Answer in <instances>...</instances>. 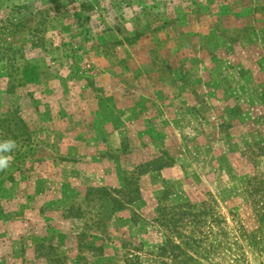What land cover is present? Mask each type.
Returning <instances> with one entry per match:
<instances>
[{
	"label": "rangeland",
	"instance_id": "obj_1",
	"mask_svg": "<svg viewBox=\"0 0 264 264\" xmlns=\"http://www.w3.org/2000/svg\"><path fill=\"white\" fill-rule=\"evenodd\" d=\"M147 79L162 103L141 136V105L118 101ZM97 107L109 117L92 122ZM138 134L157 154L144 163ZM0 138L18 145L0 171V264H71L64 235L40 238L60 215L124 249L90 264H264V0H0ZM112 162L121 189L97 183ZM92 244L80 236L84 264Z\"/></svg>",
	"mask_w": 264,
	"mask_h": 264
},
{
	"label": "crops",
	"instance_id": "obj_2",
	"mask_svg": "<svg viewBox=\"0 0 264 264\" xmlns=\"http://www.w3.org/2000/svg\"><path fill=\"white\" fill-rule=\"evenodd\" d=\"M148 40L145 41H140L139 45H137L138 47H141L143 45V43H147ZM136 46V45H135ZM128 47V46H127ZM151 48V47H149ZM129 50V48H128ZM133 57V56H131ZM143 60H146L149 58L148 55H142L140 56ZM140 57L138 59H140ZM104 56L102 57H97L96 59H94L93 57L91 58L92 62H96V63H100V64H104L105 61ZM109 56H107V59L109 60ZM101 71L100 74L101 76H97L96 78V82H103V80L106 82L107 80H110V76H113V73L110 71L109 72V68L104 67L103 65L101 66ZM147 82L149 83V86H147V89H140V90H136V91H131L129 92L131 94L132 97H130V99H124L122 102L118 101L119 99H122L121 97L117 98V96H119V92L118 89L115 87L112 88H108V87H98L99 89L102 88L103 90H101V93L106 95V96H113L115 94V98L114 101L117 100L118 102L122 103V105H124V107H126V105H138L140 104L141 107L139 108V110H137L136 112H132L133 114H137V113H144L146 114V116H142L139 117L136 120H131L130 123L128 124L130 128H137V131L139 130V134L142 136V130L143 127H145V124L147 122V120H153L152 117V113H153V108H152V104H155V108L157 106V104L162 103V101L157 100V96L160 91V88L158 87H154V83L151 82L149 79H147ZM151 83V84H150ZM153 85V87H151ZM96 89V88H95ZM97 92H99V90L96 89ZM93 92H95L93 90ZM96 92V93H97ZM126 101V103L124 102ZM160 106V104H159ZM152 108V109H151ZM141 109V110H140ZM130 111H128L127 113H129ZM91 113V117H92V122L94 120H96V118H100V117H104L106 118L109 117V110L107 108H103L100 109L99 107L97 108H92ZM131 115V114H130ZM132 118V117H131ZM110 119V118H109ZM153 122V121H152ZM153 125H157L156 122H153ZM138 134V138L132 139V143H134L135 145H132V153L129 154V158H133L134 160L137 159H141V162H147L150 161L151 159L155 158L157 156V154H152L151 150H149L147 147H144L142 144V141L147 142V136L145 138H141V136ZM142 139V140H141ZM160 141L157 139L156 143ZM160 142H162V145H158L157 149H161L163 147H167V144H164V140H161ZM166 142V140H165ZM107 164L111 165L110 161L106 162ZM112 165L114 166V168H112V171H105V175L106 178L104 180H101L98 183V185L100 186H109L112 188H116V189H121L123 188V186L125 185V180H124V169H115V166H117L116 163L112 162ZM156 173V174H155ZM180 174H178V170L177 169H170V170H164V171H159V172H154L151 175H145L143 177H141L140 180V187H141V194L144 193V188L147 189V187H150L153 190H158V185H156V187H153L152 182L153 181H157V179H175V178H179ZM93 185H96L93 183ZM62 186V184H61ZM66 191V188H63V192ZM64 196V193H63ZM140 202V201H138ZM135 209V208H134ZM136 211L139 212V210L135 209ZM130 215H131V210L129 211ZM128 213V211H120L117 213V216L119 215H124ZM59 223L62 224V227H58L55 226L56 224V220L51 223V221H47L48 224H52L53 228H49L48 225H46V221L43 222V224L45 225V227L42 229L41 231V239H49L50 241L53 242L54 246H57V243L61 245L62 241H58L57 236L58 235H64L63 237V243L61 246V251H62V255L63 253V248L64 246L69 247V249H66L67 253L71 254V260H69V262H71V264H84L83 262H81L79 259H77V255H78V246H79V239L80 236H88V238L90 240L96 241V244H92V250H90L89 252V264L91 261H94L98 258L97 257V249L98 248H103L104 249V258H106L110 253H108V250H112L114 248V254L116 253H120L123 254L124 249L122 247H117V246H112V243H109L112 247L107 246L106 244L108 243V241L106 240V238L104 237V235L102 234H97V233H89L88 231L85 229L84 227V222L82 218H65L63 215L59 216ZM118 219V218H117ZM115 219V223H117V220ZM125 219V218H124ZM75 223L73 226H80V229L77 231L76 229L73 230L71 227L73 226H68V223H70L72 225V223ZM58 223V224H59ZM116 225V224H115ZM67 226V227H65ZM57 230V231H56ZM62 238V236H61ZM35 239V238H34ZM66 240V241H65ZM68 240H73V242H70ZM110 248V249H109ZM30 250V249H29ZM95 251V253H94ZM31 254L33 256H35V252L34 250L31 251H27V254ZM118 255V254H117ZM35 260V259H34ZM18 264V263H17Z\"/></svg>",
	"mask_w": 264,
	"mask_h": 264
},
{
	"label": "clouds",
	"instance_id": "obj_3",
	"mask_svg": "<svg viewBox=\"0 0 264 264\" xmlns=\"http://www.w3.org/2000/svg\"><path fill=\"white\" fill-rule=\"evenodd\" d=\"M18 147L17 142L11 138H0V171L9 167L12 160L11 153Z\"/></svg>",
	"mask_w": 264,
	"mask_h": 264
},
{
	"label": "trees",
	"instance_id": "obj_4",
	"mask_svg": "<svg viewBox=\"0 0 264 264\" xmlns=\"http://www.w3.org/2000/svg\"><path fill=\"white\" fill-rule=\"evenodd\" d=\"M176 250H179L180 251V249H181V247L180 246H175L174 247ZM130 262V261H129Z\"/></svg>",
	"mask_w": 264,
	"mask_h": 264
}]
</instances>
